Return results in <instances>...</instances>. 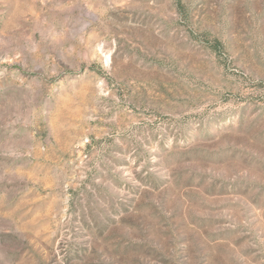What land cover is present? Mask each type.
Masks as SVG:
<instances>
[{
  "label": "rangeland",
  "instance_id": "1",
  "mask_svg": "<svg viewBox=\"0 0 264 264\" xmlns=\"http://www.w3.org/2000/svg\"><path fill=\"white\" fill-rule=\"evenodd\" d=\"M0 264H264V0H0Z\"/></svg>",
  "mask_w": 264,
  "mask_h": 264
}]
</instances>
